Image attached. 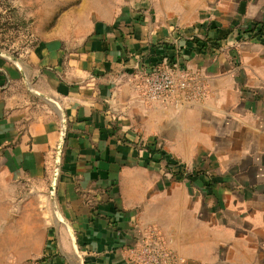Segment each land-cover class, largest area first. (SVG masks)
<instances>
[{
    "label": "crops",
    "instance_id": "0c3cea01",
    "mask_svg": "<svg viewBox=\"0 0 264 264\" xmlns=\"http://www.w3.org/2000/svg\"><path fill=\"white\" fill-rule=\"evenodd\" d=\"M8 6L27 42L0 50V264H131L153 226L184 264L264 262V0ZM165 54L208 100H146Z\"/></svg>",
    "mask_w": 264,
    "mask_h": 264
},
{
    "label": "built area",
    "instance_id": "2783aa9c",
    "mask_svg": "<svg viewBox=\"0 0 264 264\" xmlns=\"http://www.w3.org/2000/svg\"><path fill=\"white\" fill-rule=\"evenodd\" d=\"M144 95L150 104L170 103L178 107H193L196 103L208 100L210 89L203 85L198 74L183 68L178 58L165 54L145 62L141 69ZM158 154L168 168L175 170L177 162L166 157L159 149ZM155 154V155H156ZM164 154V155H162ZM154 156V155H153ZM173 165L170 166V165ZM129 261L132 264H184L170 249L156 226L147 230L144 239L129 248ZM24 264H43L39 260H28Z\"/></svg>",
    "mask_w": 264,
    "mask_h": 264
},
{
    "label": "rangeland",
    "instance_id": "374dc122",
    "mask_svg": "<svg viewBox=\"0 0 264 264\" xmlns=\"http://www.w3.org/2000/svg\"><path fill=\"white\" fill-rule=\"evenodd\" d=\"M8 1L0 0V50L5 49L8 52H16L22 45H25L27 37L25 29L19 26V13L8 9L10 7ZM32 29L33 27L29 28L28 31ZM257 259L253 261V264H264L263 261Z\"/></svg>",
    "mask_w": 264,
    "mask_h": 264
},
{
    "label": "water",
    "instance_id": "95a60500",
    "mask_svg": "<svg viewBox=\"0 0 264 264\" xmlns=\"http://www.w3.org/2000/svg\"><path fill=\"white\" fill-rule=\"evenodd\" d=\"M63 134H64V132H63ZM63 147H64V136L61 139L60 144H59L58 149H57L58 162H57V166L55 168V175H54V179H53V182H52V189L53 190H54V188L56 186V180H57V177H58V174H59L60 159L62 157Z\"/></svg>",
    "mask_w": 264,
    "mask_h": 264
},
{
    "label": "trees",
    "instance_id": "16d2710c",
    "mask_svg": "<svg viewBox=\"0 0 264 264\" xmlns=\"http://www.w3.org/2000/svg\"><path fill=\"white\" fill-rule=\"evenodd\" d=\"M261 27V28H260ZM260 34L259 35H264V25L262 26V25H260ZM230 36V34H228L227 36H225V37H221L220 39H219V41L220 42H218V43H216V48L218 49L219 47H220V44L223 42V41H225V40H227L228 39V37ZM149 148H151L152 150H153V152L152 151H150L153 155H155L157 152H159V150L156 148V145L155 144H152L151 145V147H149ZM162 155H164V154H162ZM170 166H172L173 167V165L171 164ZM175 167H176V169H177V165H175ZM171 168V167H170ZM172 169V168H171Z\"/></svg>",
    "mask_w": 264,
    "mask_h": 264
}]
</instances>
